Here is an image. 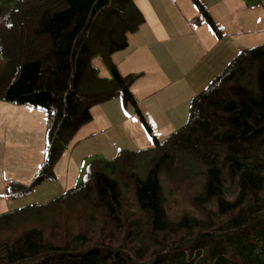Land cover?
I'll use <instances>...</instances> for the list:
<instances>
[{
    "label": "trees",
    "instance_id": "16d2710c",
    "mask_svg": "<svg viewBox=\"0 0 264 264\" xmlns=\"http://www.w3.org/2000/svg\"><path fill=\"white\" fill-rule=\"evenodd\" d=\"M143 21L134 0H0V100L46 113L44 163L7 198L57 178L94 105L133 106L153 140L92 159L45 203L1 213L0 264H264V43L234 55L160 140L132 91L140 73L113 59Z\"/></svg>",
    "mask_w": 264,
    "mask_h": 264
},
{
    "label": "crops",
    "instance_id": "0c3cea01",
    "mask_svg": "<svg viewBox=\"0 0 264 264\" xmlns=\"http://www.w3.org/2000/svg\"><path fill=\"white\" fill-rule=\"evenodd\" d=\"M180 1L185 10L176 6L175 0H134L144 21L137 31L129 35L128 46L113 55L121 74L140 73L132 91L141 114L155 135L153 124L178 125L185 122L192 98L239 52L246 41L239 44L243 40L238 38L253 33L252 30L240 31L245 30V26L237 20L240 26L235 27L238 32L233 33V37L221 31L218 35L207 21L197 16L188 0ZM200 1L214 20L213 10L218 0ZM227 1L228 12L246 8L247 5L244 0ZM242 17L243 14L240 19ZM193 20L196 23L191 25ZM263 22L264 14L258 26H263ZM14 111L18 114L12 118L9 114ZM90 113L92 120L77 132L61 160V165L64 166L67 161L69 167L64 170L62 166L56 174V184L52 180L45 181L42 186H36L34 192L40 193L39 187H42L41 193H49L51 200L74 186L81 173L79 166L75 165V157L82 160L112 158L118 150L129 149L127 144L151 146L153 143L150 133L145 134L137 111L121 99L94 105ZM45 125L46 114L40 110L0 101V130L12 133V139L28 136L30 139L24 138L23 141L36 140L43 155ZM15 180L24 184L32 181ZM14 200L7 198L4 191V195L0 196V214L23 206L14 204Z\"/></svg>",
    "mask_w": 264,
    "mask_h": 264
},
{
    "label": "rangeland",
    "instance_id": "374dc122",
    "mask_svg": "<svg viewBox=\"0 0 264 264\" xmlns=\"http://www.w3.org/2000/svg\"><path fill=\"white\" fill-rule=\"evenodd\" d=\"M244 1H245V4H247L246 8L245 7L241 9L236 8L233 11L228 12L227 11L228 9H226L228 1L226 2V0H218L215 4V9L213 10V13L216 17L214 21L223 34H229L231 37H233L232 34L238 32V31H235L236 29L238 30V28H235V27L240 26V25H237V20L239 21L241 25L243 24L245 26V30H240V31H244V32L246 30L253 31V33H248L245 36V38L244 37L238 38V40H243V41H239V44L246 41L244 42L240 50L246 47H251L254 45L264 43V24L263 26H258L259 23L261 22V15L264 14L263 13L264 12V0H244ZM188 2H190V4L195 9L197 16H199V18H201L202 21L203 20L205 21L204 16L200 14V11L198 7L196 6V4L194 3V1L188 0ZM175 5L176 6L179 5L180 9L185 10V6L182 1L175 0ZM237 9L239 11H237ZM242 14H243V17L240 19ZM94 63L98 67V74L101 77H106V78L110 77V72L108 68L103 64L101 60L95 59ZM8 103H11V102H8ZM11 104H14V106H17V107L23 106L27 108H33L27 105H21V104H16V103H11ZM33 109L40 110V112L46 114L45 111L42 109H38V108H33ZM17 114L18 112L14 111V113H10L9 115L10 117L14 118ZM187 120H188V116L185 122H183V124H178V125L153 124L155 126H152V127L155 130L156 135L159 137V139L163 140L170 134V132L184 125L187 122ZM143 127L145 128L144 125ZM144 128L143 130L145 134H147L148 131L146 128L145 129ZM11 135L12 133L10 132L7 133L4 129L0 130V196L4 195L6 186L10 185L12 181H16L15 179H23L24 181H30L31 179H33L36 173L39 171L42 164L44 163V160L46 158L45 147H44V155H43L41 154L42 151L41 150L39 151V145L36 140H32L31 142L30 141L26 142V141H23V139L24 138L30 139V137L25 136L17 140V139H12ZM85 145H87V143ZM127 146L130 147L129 148L130 150H138V149L148 147L149 145L146 144L144 146H134L133 144H127ZM68 147L66 148V150L68 149ZM65 151L63 152V154L61 155V157L58 159L57 163L55 164L54 170L56 174L60 171V169L63 166L61 165L62 164L61 160L63 158ZM74 160H75L76 167L79 166V168L81 169L80 176L77 179V182H75L76 184V183H79L83 179L86 166L88 162L91 161V158H87V159L85 158L84 160H82L80 157H75ZM63 167H64V170H66L69 167L67 161ZM33 171H36L34 173L35 175L30 176L33 174ZM72 171L74 172L73 163H72ZM57 179L58 178L52 180V182L56 184L57 181L55 180ZM40 184L42 186L43 182ZM35 188L36 186L33 188L32 192L29 195L21 198L20 200L15 201L17 199L15 200L13 199L14 200L13 203L14 204L19 203V204L24 205V204H27L29 202H34V201L38 203H45L49 201L50 199L49 193H46V194L41 193L42 187H39L40 193L37 191L34 192ZM10 199L11 201H13L12 198Z\"/></svg>",
    "mask_w": 264,
    "mask_h": 264
},
{
    "label": "built area",
    "instance_id": "2783aa9c",
    "mask_svg": "<svg viewBox=\"0 0 264 264\" xmlns=\"http://www.w3.org/2000/svg\"><path fill=\"white\" fill-rule=\"evenodd\" d=\"M196 23V21L195 20H193V21H190V24L191 25H194Z\"/></svg>",
    "mask_w": 264,
    "mask_h": 264
}]
</instances>
